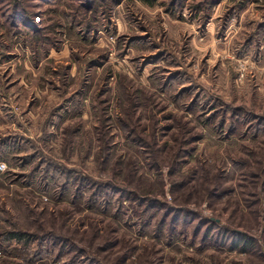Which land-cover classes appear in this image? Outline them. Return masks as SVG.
<instances>
[{
  "label": "rangeland",
  "instance_id": "1",
  "mask_svg": "<svg viewBox=\"0 0 264 264\" xmlns=\"http://www.w3.org/2000/svg\"><path fill=\"white\" fill-rule=\"evenodd\" d=\"M0 264H264V0H0Z\"/></svg>",
  "mask_w": 264,
  "mask_h": 264
},
{
  "label": "trees",
  "instance_id": "2",
  "mask_svg": "<svg viewBox=\"0 0 264 264\" xmlns=\"http://www.w3.org/2000/svg\"><path fill=\"white\" fill-rule=\"evenodd\" d=\"M16 10H18V9H16ZM20 11H21V9H20ZM12 234L14 235L13 237H17L18 239H24V236H25V234H23L22 232H13ZM238 241H240V244H241L240 248L241 249H244V250L248 249V246L250 245V243H249L250 240H249V238H247L246 235L240 236V240H238Z\"/></svg>",
  "mask_w": 264,
  "mask_h": 264
}]
</instances>
